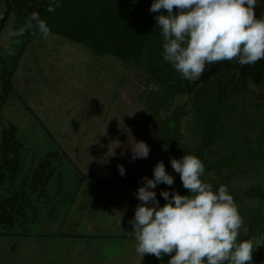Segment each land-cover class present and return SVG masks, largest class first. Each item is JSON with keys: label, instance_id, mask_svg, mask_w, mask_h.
<instances>
[{"label": "rangeland", "instance_id": "obj_1", "mask_svg": "<svg viewBox=\"0 0 264 264\" xmlns=\"http://www.w3.org/2000/svg\"><path fill=\"white\" fill-rule=\"evenodd\" d=\"M5 11V4L0 2V23ZM6 17L0 32V52L6 57L10 48L7 56L11 60L22 49L23 54L14 71L13 92L0 107V163L7 152H11L8 158L12 163L15 157L19 160L16 176L12 179L8 175L7 183L0 186V211L3 203L11 200L5 221L19 220L13 229L0 225V233H16L17 237L33 232L55 234L56 239L59 233L72 234L76 239L87 234L110 241L109 247H103V259L94 261L99 244L92 245L82 264L163 263L164 255L160 259L152 254L141 258L127 232L140 203L135 193L143 186L142 178H153L159 161L165 169L171 165L167 151L154 146L153 135L162 131L167 117L176 115L179 120L178 137L184 146H198L190 97L176 96L157 111L154 106L164 90L156 87L143 66L114 56L96 57L83 45L40 32L24 45L23 35H13L19 30L15 11ZM1 72L0 68V96ZM222 122L225 139L206 153L204 167L228 154L232 131L240 134L242 157L231 168L208 172L204 180L226 186L233 196L243 219L237 242L247 234L244 227L248 224L258 238L264 235V201L239 194L251 187L264 191L263 91L249 84L245 92L231 99ZM140 141L149 146V156L133 161L132 148ZM9 144L15 152L8 150ZM118 165L125 169L123 176ZM10 166L16 167L15 163ZM159 186L153 189L156 194ZM63 211H68L64 218ZM35 213V225L20 220ZM49 221L51 226L43 224ZM57 221L60 228H55ZM62 221L68 223V229L61 227ZM13 240L0 236V259ZM75 248L72 246L71 251Z\"/></svg>", "mask_w": 264, "mask_h": 264}, {"label": "clouds", "instance_id": "obj_2", "mask_svg": "<svg viewBox=\"0 0 264 264\" xmlns=\"http://www.w3.org/2000/svg\"><path fill=\"white\" fill-rule=\"evenodd\" d=\"M260 0H153L149 11L164 40L163 59L189 81L198 80L207 64L236 60L240 65L264 60V17L257 18ZM58 6V0H56ZM176 12H173V9ZM55 9L50 7L49 11ZM34 22V23H33ZM27 28L35 27L47 37L50 29L36 14ZM24 28L13 35H22ZM132 159L147 158L149 146L135 142ZM171 168L179 174L189 195L160 191L163 206L155 189L163 183L172 186L175 178L166 172L162 161L153 168V178L143 177V186L135 193L136 206L127 232L141 258L152 254L157 259L172 254L168 264H253V252L264 246V235L255 240L237 242L243 219L226 186L216 192L204 183L202 161L194 155L170 158ZM121 176L123 166H117ZM247 232V228H244Z\"/></svg>", "mask_w": 264, "mask_h": 264}, {"label": "trees", "instance_id": "obj_3", "mask_svg": "<svg viewBox=\"0 0 264 264\" xmlns=\"http://www.w3.org/2000/svg\"><path fill=\"white\" fill-rule=\"evenodd\" d=\"M0 2L6 6L5 18L0 23V32L7 20L6 16L15 11L19 30L25 29L22 34L24 45L29 37L39 32L35 27H26L33 14H36L40 20L46 22L51 35L83 45L96 57L114 56L122 61L143 66L156 87L159 90H164V95L158 98L159 103L154 106L156 110L167 105L169 100L176 96H189L191 112L197 120L198 146L191 148L181 143L180 137H178L179 120L175 118L176 115L167 117L162 131L153 134L155 141L159 142H154V146L165 149L170 158L180 159L183 155H194L202 161L212 147L225 139L222 120L227 113L231 99L245 92L249 84L259 87L264 94V60L243 66L235 59L215 62L206 65L198 80L184 79L169 62L163 59L164 40L160 27L156 26L155 16L167 13L163 9L157 13L150 12L149 8L153 0L150 2L148 0H58V6L56 0H0ZM50 7L55 10L49 11ZM173 12H176L175 7ZM255 12L257 18L264 17L262 0L257 4ZM14 42L15 39L12 45ZM9 51L10 48L6 57L0 52L2 71L0 107L13 92L14 71L23 54L22 49L17 57L11 60L7 56ZM231 133L233 137L228 147V154L220 157L216 163L205 165V172L201 176L204 183H206L204 176L208 172L231 168L242 157L241 145L238 143L240 134L234 131ZM9 147L8 150L15 152L12 144H9ZM8 153L11 152L1 156L0 184L5 182L8 175H11L13 179V176L18 172V158H14L16 167L11 168L10 165L14 163L8 158L10 155ZM165 170L175 178V182L172 186L160 184L157 192L159 204L165 203L159 195L162 190L189 195V191L182 187L179 174L171 168V165ZM207 183L211 184L214 189L219 187L213 181ZM109 186L113 187L114 185ZM239 195L264 201V191L260 187L246 188ZM10 204L11 200H6L3 203L0 211V225L11 223L9 220L5 221L6 213H10L8 211ZM19 213L23 214V211L20 210ZM58 215L57 212L54 218ZM244 228H247V234L240 241L255 240L256 234L253 232L252 226L248 224ZM255 263L264 264L263 246L254 249L253 264Z\"/></svg>", "mask_w": 264, "mask_h": 264}, {"label": "crops", "instance_id": "obj_4", "mask_svg": "<svg viewBox=\"0 0 264 264\" xmlns=\"http://www.w3.org/2000/svg\"><path fill=\"white\" fill-rule=\"evenodd\" d=\"M2 90V89H1ZM2 94V93H1ZM16 176V175H15ZM10 181V180H9ZM6 181L0 186H3ZM98 209H96V212H98ZM68 211H63V218L67 214ZM37 213L34 214V216L31 217H24L20 218V220H23V222L26 223H38L37 216H35ZM48 219V218H47ZM94 218L92 217L91 221ZM19 220V219H17ZM16 221L11 223L2 224L5 225L7 228H15L16 224L18 223ZM47 221V220H46ZM47 227L51 226V223L44 222ZM60 222L57 221L56 226L53 225V228H60ZM66 222H61V227L64 226L68 229ZM72 225V223H71ZM71 225L69 226L71 228ZM89 227H92L91 223ZM54 228V229H55ZM55 231V230H54ZM16 234V233H15ZM14 233H0V236H5L9 238H14L12 243L7 247V252L4 253V256L1 257L0 261L1 264H82L84 262L85 258L88 257L90 254V247L92 245L98 246L99 248L94 253L93 257L95 260L98 261L100 259H103L105 257L106 250L104 252L103 247H106L108 244H110L109 240L106 238H102L101 240H98L96 236H87V234H80V236L74 238L75 236H72V234H57V239L53 238L55 234H50V236H43L40 234H36L33 232V234H27V236L19 235L20 237H17ZM17 237V238H16ZM67 237V238H66ZM89 237H92L93 240ZM133 243L135 240L131 239ZM76 243V244H74ZM72 246H75L76 248L72 249ZM109 247V245H108ZM89 248V249H88ZM173 255V254H172ZM165 256V261L163 260V263L161 264H168V261L170 259L169 255L168 257Z\"/></svg>", "mask_w": 264, "mask_h": 264}, {"label": "flooded vegetation", "instance_id": "obj_5", "mask_svg": "<svg viewBox=\"0 0 264 264\" xmlns=\"http://www.w3.org/2000/svg\"><path fill=\"white\" fill-rule=\"evenodd\" d=\"M262 3L264 4V0H262Z\"/></svg>", "mask_w": 264, "mask_h": 264}]
</instances>
